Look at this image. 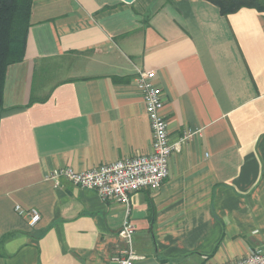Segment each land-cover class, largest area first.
I'll use <instances>...</instances> for the list:
<instances>
[{
	"label": "crops",
	"instance_id": "0c3cea01",
	"mask_svg": "<svg viewBox=\"0 0 264 264\" xmlns=\"http://www.w3.org/2000/svg\"><path fill=\"white\" fill-rule=\"evenodd\" d=\"M139 69L155 72L169 141L192 134L160 188L129 196L135 264L264 253V12L222 15L207 0H32L0 111V264H115L123 206L47 175L151 151ZM16 205L36 209L38 223Z\"/></svg>",
	"mask_w": 264,
	"mask_h": 264
},
{
	"label": "built area",
	"instance_id": "2783aa9c",
	"mask_svg": "<svg viewBox=\"0 0 264 264\" xmlns=\"http://www.w3.org/2000/svg\"><path fill=\"white\" fill-rule=\"evenodd\" d=\"M154 71L137 70L135 84L142 93L144 109L152 131L151 151L134 157H125L113 162L76 171L71 167H58L47 175L48 179L59 184L61 178L83 188L94 190L104 200L111 199L124 208V217L118 230L119 245L110 259L115 264H135L142 257L134 248L133 235L135 226L130 217V199L132 192L147 188L152 191L160 188L169 173L170 156L181 140L170 142L167 121L162 114L163 100L161 88L154 82ZM15 211L26 217L30 227L40 220L39 212L34 209H23L19 205ZM230 264H264V253L253 251Z\"/></svg>",
	"mask_w": 264,
	"mask_h": 264
},
{
	"label": "trees",
	"instance_id": "16d2710c",
	"mask_svg": "<svg viewBox=\"0 0 264 264\" xmlns=\"http://www.w3.org/2000/svg\"><path fill=\"white\" fill-rule=\"evenodd\" d=\"M218 7L222 15L242 7L264 12V0H207ZM32 0H0V111L3 103L7 67L22 61L30 26Z\"/></svg>",
	"mask_w": 264,
	"mask_h": 264
},
{
	"label": "rangeland",
	"instance_id": "374dc122",
	"mask_svg": "<svg viewBox=\"0 0 264 264\" xmlns=\"http://www.w3.org/2000/svg\"><path fill=\"white\" fill-rule=\"evenodd\" d=\"M41 72H43V71L40 70V71H37V72H36V75H35V77H34V83H33V86H34V87L39 86V84L41 83V81H42V79H43V77H42V73H41Z\"/></svg>",
	"mask_w": 264,
	"mask_h": 264
},
{
	"label": "water",
	"instance_id": "95a60500",
	"mask_svg": "<svg viewBox=\"0 0 264 264\" xmlns=\"http://www.w3.org/2000/svg\"><path fill=\"white\" fill-rule=\"evenodd\" d=\"M121 1H123V2H125V3H131V2H133L134 0H121Z\"/></svg>",
	"mask_w": 264,
	"mask_h": 264
}]
</instances>
